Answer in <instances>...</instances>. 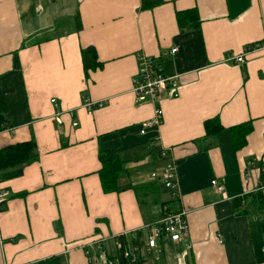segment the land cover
<instances>
[{
	"label": "crops",
	"instance_id": "1",
	"mask_svg": "<svg viewBox=\"0 0 264 264\" xmlns=\"http://www.w3.org/2000/svg\"><path fill=\"white\" fill-rule=\"evenodd\" d=\"M186 12L198 24L181 31L176 16ZM262 45L264 0H0V115L9 123L0 149L32 140L38 153L20 177L0 180L10 193L0 264H89L81 245L102 239L113 254L107 243L121 235L135 238L143 264H177L175 255L180 264H264V49L245 53ZM87 49L100 66L85 73ZM137 54L179 80L178 98L160 96L161 125L144 135L154 106L131 93ZM84 98L101 106L86 111ZM213 120L219 130L206 133ZM111 150L127 174L105 194L98 157ZM166 160L175 190L161 187L141 207L134 187ZM162 209L185 212L187 235L146 253L142 229Z\"/></svg>",
	"mask_w": 264,
	"mask_h": 264
},
{
	"label": "built area",
	"instance_id": "2",
	"mask_svg": "<svg viewBox=\"0 0 264 264\" xmlns=\"http://www.w3.org/2000/svg\"><path fill=\"white\" fill-rule=\"evenodd\" d=\"M260 48L264 49V46L248 49L245 53ZM171 53H174V50H172ZM245 53L235 57L233 59L234 62L238 64L242 63ZM178 88V77H166L154 58L144 54H137L136 72L132 80L131 93L138 103H149L154 106L152 118L141 126L139 135H144L147 129L161 125L163 111L161 107H159L160 96L164 94L172 99H176L179 96ZM50 103L54 104V100H51ZM100 106L101 103H93L87 98L81 101V108L86 111H92ZM75 126L76 124L74 123L73 127ZM159 155L160 159L167 158L164 151L159 152ZM158 177H160V183L166 190H175L177 181L172 163L167 162L163 165L160 176ZM158 177L156 173L152 172L150 174L151 179H156ZM210 185L215 192L223 193V185L220 182L213 180L210 182ZM9 196L10 193L8 190L0 189V213L4 210L5 203ZM184 217L185 212L183 211L179 213L167 212L156 223L145 226L142 232L144 233L143 238L146 253L155 250L159 240H167L171 243L180 242L187 235V224ZM127 239L129 240L130 238ZM132 239L135 238L131 237V240ZM114 242L113 254L109 253L105 245V240L102 239L88 242L81 245V248H84V254L89 264H119L117 251L121 249V246L118 245L115 240ZM1 243L2 239L0 236V244ZM122 256L128 264H136L139 261L138 252L129 245L128 241L122 249ZM175 261L177 264L181 263L179 255H175Z\"/></svg>",
	"mask_w": 264,
	"mask_h": 264
},
{
	"label": "trees",
	"instance_id": "3",
	"mask_svg": "<svg viewBox=\"0 0 264 264\" xmlns=\"http://www.w3.org/2000/svg\"><path fill=\"white\" fill-rule=\"evenodd\" d=\"M194 13L186 12V13H178L176 16L178 26L181 31L187 30L189 28L197 27V21L193 23H189L186 20V16H193ZM193 26V27H192ZM82 61L84 65L85 73L88 70L96 69V67L100 66L97 62L95 53L92 49H87L83 51ZM158 63V62H157ZM159 65V64H158ZM7 121L0 115V133L7 126ZM219 125L217 120L206 122L205 131L206 133L210 132V129H213V132L219 130ZM245 132H248L249 127H244ZM233 137V141L235 144V148H239L241 142L243 143L244 137L237 136L233 131L231 132ZM158 158L160 159V155L158 154ZM38 159V153L36 149V145L34 141L30 140L25 143H17L10 145L8 147L0 149V180L9 181L12 179H16L22 175L23 169L28 165L36 162ZM99 162L101 164V168L99 171L100 183L102 191L105 194L109 193H118L119 181L125 174H127V169L125 162H123L118 154L115 151H106L100 152L99 154ZM168 161L163 162L165 165ZM162 165V166H163ZM155 173V172H153ZM157 177L160 176V173L156 171ZM149 179L151 182L144 183L139 185V187H134V191L139 195V204L144 206L150 205V202H157L156 196L159 195V191L161 189L162 184L160 183V177L156 179H151L149 175ZM164 188V187H163ZM165 205L162 207L164 208ZM167 211L162 209L160 213V217H163ZM139 239L142 237V233L136 235ZM114 240L118 245L121 246V249L117 251V255L119 257V264H128L126 260H124L122 256V249L124 245L128 242H131V239L125 238L123 235L115 237ZM134 244L139 243L136 239ZM136 264H143V260L139 258V261Z\"/></svg>",
	"mask_w": 264,
	"mask_h": 264
},
{
	"label": "rangeland",
	"instance_id": "4",
	"mask_svg": "<svg viewBox=\"0 0 264 264\" xmlns=\"http://www.w3.org/2000/svg\"><path fill=\"white\" fill-rule=\"evenodd\" d=\"M156 207L158 208V207H160L159 205H156ZM0 215H1V213H0ZM107 246L109 247V250L111 251V252H113V243H111V242H109V243H107ZM131 251V250H130ZM149 258H150V260H153L154 259V256H152V255H150L149 256ZM155 264H161L160 262H154Z\"/></svg>",
	"mask_w": 264,
	"mask_h": 264
},
{
	"label": "bare ground",
	"instance_id": "5",
	"mask_svg": "<svg viewBox=\"0 0 264 264\" xmlns=\"http://www.w3.org/2000/svg\"><path fill=\"white\" fill-rule=\"evenodd\" d=\"M165 214V213H164ZM174 244V243H173ZM135 248V247H134ZM137 248V247H136Z\"/></svg>",
	"mask_w": 264,
	"mask_h": 264
}]
</instances>
